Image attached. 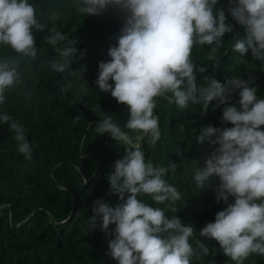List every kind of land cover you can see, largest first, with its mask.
Listing matches in <instances>:
<instances>
[{
    "label": "clouds",
    "instance_id": "1",
    "mask_svg": "<svg viewBox=\"0 0 264 264\" xmlns=\"http://www.w3.org/2000/svg\"><path fill=\"white\" fill-rule=\"evenodd\" d=\"M217 3L218 0H82L76 8L84 16L99 15L111 8L124 12L116 43L108 49L110 60L99 62L95 81L101 93L110 92L118 103L127 106L129 118L123 128L149 136V142L155 145L161 136L159 117L153 111L156 97L170 99L180 109L192 103L206 110L217 99L224 105L221 122L234 126L207 125L200 130L198 142L207 140L212 151L193 179L200 189L218 178L215 202L223 201L226 207L215 213L213 222L199 229V236L215 239L225 256L243 264L253 254L264 255V98L256 95L257 87L251 78L232 77L221 83L205 76L207 83L197 86L196 74L204 73L208 66L193 62L194 46L215 45L211 48L214 53L225 33L233 32ZM227 11L246 27V36L235 39L231 50L241 57L250 51L264 70V0H229ZM34 28L42 31L47 25L37 19L29 0H0V44L35 59L38 49ZM48 32L51 34L45 41L54 47L68 39L54 28ZM77 43L69 39L63 48L55 47L63 62H53L51 68L58 73L70 68ZM19 82L15 62L0 61V103L5 100V90ZM61 91H67V87L61 85ZM234 93L239 99L232 102ZM73 119L78 121L79 116ZM0 121L8 124L17 141V151L25 160H31L33 148L24 127L6 113L0 115ZM96 132L109 133L124 145L125 153L114 161L107 176L111 192L118 193L121 202L111 207L103 198L94 200L88 232L99 228L114 236L108 240V248L118 264H190L193 256L199 259L201 254L208 255L209 248L201 240L196 241L199 251L189 243L193 225L138 199L147 194L156 204L179 201L181 193L164 179L169 170H176V163L170 161L165 168L146 162L141 144L110 115L100 120ZM125 193L129 194L127 198ZM110 224L115 225L111 232Z\"/></svg>",
    "mask_w": 264,
    "mask_h": 264
},
{
    "label": "trees",
    "instance_id": "2",
    "mask_svg": "<svg viewBox=\"0 0 264 264\" xmlns=\"http://www.w3.org/2000/svg\"><path fill=\"white\" fill-rule=\"evenodd\" d=\"M81 2L29 0L37 19L47 25L42 31L33 29L38 49L35 59L0 44V61H14L20 76L19 83L5 90L0 115L6 113L19 122L33 148L32 159L25 160L8 124L0 121V264H118L108 248V240L114 236L99 228L88 232L94 200L103 198L111 207L121 202L119 194L111 192L107 176L114 161L123 157L125 147L109 133L96 132V125L108 115L141 144L146 162L165 168L170 161L176 163V170H169L164 179L181 193L179 201L156 204L147 194L138 199L195 227L189 243L199 251L196 241L201 240L209 254H201L199 259L193 256L190 264H236L223 254L215 239L199 236V229L213 222L215 213L226 207L223 201L215 202L219 179L200 189L193 179L212 151L207 140L198 142L200 130L207 125L234 126L221 122L224 105L217 99L206 110L192 103L180 109L172 100L156 97L153 111L159 117L161 136L155 145L149 136L123 128L129 118L127 106L110 92L101 93L95 81L99 62L110 60L108 49L116 43L124 12L111 8L84 16L76 8ZM216 7L225 11L233 32L225 33L214 53L211 48L215 45L194 46L193 62L208 66L204 73L196 74L197 86L207 83L205 76L221 83L232 77L251 78L256 95L264 98L260 61L253 60L250 51L241 57L231 50L235 39L246 36V27L232 19L227 11L229 0H218ZM53 28L68 38L55 47L63 48L69 39L78 41L70 68L64 73L51 68L53 62H63L55 47L45 41L51 34L48 29ZM61 85L67 91L62 92ZM238 99L234 93L232 102ZM75 116H79L78 121ZM114 228L110 224L109 232ZM243 264H264V255L253 254Z\"/></svg>",
    "mask_w": 264,
    "mask_h": 264
}]
</instances>
